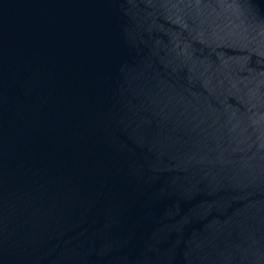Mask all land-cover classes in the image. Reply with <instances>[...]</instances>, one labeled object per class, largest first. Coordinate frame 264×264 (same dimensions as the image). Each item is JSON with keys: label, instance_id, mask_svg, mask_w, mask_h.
<instances>
[{"label": "water", "instance_id": "obj_1", "mask_svg": "<svg viewBox=\"0 0 264 264\" xmlns=\"http://www.w3.org/2000/svg\"><path fill=\"white\" fill-rule=\"evenodd\" d=\"M0 264H264V0H0Z\"/></svg>", "mask_w": 264, "mask_h": 264}]
</instances>
